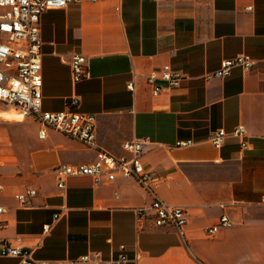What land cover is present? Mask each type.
Segmentation results:
<instances>
[{"label": "crops", "instance_id": "crops-1", "mask_svg": "<svg viewBox=\"0 0 264 264\" xmlns=\"http://www.w3.org/2000/svg\"><path fill=\"white\" fill-rule=\"evenodd\" d=\"M41 39L43 110L63 111L79 96L78 110L97 118L96 146L52 131L40 138L37 124L14 162L1 155L0 244L30 249L47 264L95 252L102 261L87 264H109L122 252L126 264H264V0L72 4L41 16ZM240 54L260 63L207 78ZM75 55L88 58L92 74L77 84ZM165 64L185 79L155 97L144 75ZM237 127L244 137L231 135ZM217 129L229 133L219 149L209 140ZM142 138L151 142L143 163L160 178L157 196L189 212L184 234L139 221L136 209L153 195L133 180L80 176L57 186L56 166L92 163L97 149L119 156L124 142ZM28 188L38 193L21 206L15 195ZM222 215L234 225L209 236Z\"/></svg>", "mask_w": 264, "mask_h": 264}, {"label": "built area", "instance_id": "built-area-1", "mask_svg": "<svg viewBox=\"0 0 264 264\" xmlns=\"http://www.w3.org/2000/svg\"><path fill=\"white\" fill-rule=\"evenodd\" d=\"M103 0H0V102L35 121L39 129V137L45 138L48 131L67 136L80 141L86 146L95 147L97 118L95 115L80 112V97L71 96L66 100V109L63 111L43 110L42 95V46L41 16L49 10H61L72 4L97 3ZM161 2L162 0H154ZM248 9H251L249 7ZM260 60L240 54L234 58L225 59L220 68L207 76L223 78L234 68L251 71L256 68ZM72 81L77 84L92 77L87 57L75 55L70 60ZM140 75L136 74L135 78ZM147 85L153 96L163 92V86L170 89L179 88L185 75L174 70L171 65L165 64L159 69H152L144 75ZM134 89V82L128 84ZM231 135L244 137L246 131L237 127ZM229 136L224 129L211 132L209 140L215 148H221ZM191 142H179L177 146H185ZM151 142L148 138L126 141L122 144L123 154L115 156L108 151L97 149L95 160L92 163L79 165H58L54 168L57 186L63 190L70 177L88 176L95 184L113 182L117 178L133 180L153 195L149 205L136 209L140 222L150 220L156 228H173L184 234L188 224L189 212L180 205H172L160 199L154 185L159 177L143 163V158ZM246 147L245 143H242ZM2 160L0 159V167ZM0 181V193L4 191ZM37 190L28 188L15 195L21 206H27L31 199L36 197ZM264 204V196L262 197ZM5 209L0 207V213ZM60 214L54 216L55 221ZM234 223L227 215L208 227L209 236L216 235L221 229L233 226ZM3 227L0 224V228ZM51 229V224L43 226L44 232ZM124 250V246H121ZM0 257L20 258V264H47L32 258V251L27 248L14 247L9 244H0ZM100 253L84 254L68 264H87L101 262ZM127 256L122 252L119 257L109 264H126Z\"/></svg>", "mask_w": 264, "mask_h": 264}, {"label": "rangeland", "instance_id": "rangeland-1", "mask_svg": "<svg viewBox=\"0 0 264 264\" xmlns=\"http://www.w3.org/2000/svg\"><path fill=\"white\" fill-rule=\"evenodd\" d=\"M8 113L21 114L0 102V157L2 155L1 159L4 162H14L16 155L23 149L25 141L36 133L37 123L26 116L21 122L8 121L3 117Z\"/></svg>", "mask_w": 264, "mask_h": 264}, {"label": "bare ground", "instance_id": "bare-ground-1", "mask_svg": "<svg viewBox=\"0 0 264 264\" xmlns=\"http://www.w3.org/2000/svg\"><path fill=\"white\" fill-rule=\"evenodd\" d=\"M3 117L8 120V121H21L24 119V115L21 113V114H14V113H11V114H5L3 115Z\"/></svg>", "mask_w": 264, "mask_h": 264}]
</instances>
